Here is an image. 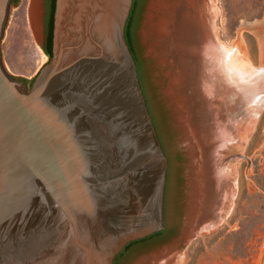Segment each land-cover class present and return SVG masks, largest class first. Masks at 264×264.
<instances>
[{
	"label": "water",
	"instance_id": "1",
	"mask_svg": "<svg viewBox=\"0 0 264 264\" xmlns=\"http://www.w3.org/2000/svg\"><path fill=\"white\" fill-rule=\"evenodd\" d=\"M133 1L56 0L53 56L29 86L4 64L0 0V264H114L167 226L169 157L126 38Z\"/></svg>",
	"mask_w": 264,
	"mask_h": 264
},
{
	"label": "rangeland",
	"instance_id": "2",
	"mask_svg": "<svg viewBox=\"0 0 264 264\" xmlns=\"http://www.w3.org/2000/svg\"><path fill=\"white\" fill-rule=\"evenodd\" d=\"M151 2L140 0L135 47L142 86L169 157L168 231L160 236L167 240L165 244L137 254L133 264L164 248L172 250L167 259L169 264H264V105L260 106L264 91L260 96L249 92L239 101L221 100L218 107L205 94L200 99L202 87L196 54L188 55L181 70L172 58L175 53L168 54L169 46H162L146 35L150 15L159 19L163 13L153 10ZM36 4L40 5L43 16L42 0L12 2L1 42L3 61L9 72L27 80H32L48 60L42 43L43 19L42 36L37 38L33 30L32 10ZM215 5L216 29L221 40L236 50L242 47L253 67H264V0H215ZM177 73L183 75L189 122L197 129L204 153L213 152L216 165L218 157L222 158L220 151L231 148L224 161L219 160L220 187L208 189L203 223L195 227L188 225L195 170L191 143L184 137L175 103L168 92ZM219 118L224 122L222 125L228 122L232 134L209 136L211 128L218 130L219 123L215 122ZM241 121L246 133L231 140L233 128ZM198 133L202 135L200 138Z\"/></svg>",
	"mask_w": 264,
	"mask_h": 264
},
{
	"label": "bare ground",
	"instance_id": "3",
	"mask_svg": "<svg viewBox=\"0 0 264 264\" xmlns=\"http://www.w3.org/2000/svg\"><path fill=\"white\" fill-rule=\"evenodd\" d=\"M151 7L163 13L159 19H155L153 14L150 15V28L146 35L162 46H169L167 52L170 55L175 53L172 58L181 70L185 67L188 55L196 54L202 87L200 99H204L205 94L208 100L213 101L218 107L224 100L239 101L240 97L245 98L249 92L257 96L261 95L264 91V67L260 69L253 67L249 57L243 54L242 47L230 51L223 45L216 29L215 16L218 8L215 0H152ZM32 25L35 36L40 38L42 36V9L37 4L32 10ZM182 83L184 84L183 75L177 73L168 92L175 103V111L184 137L191 143L190 154L193 156L195 170L188 225L195 227L201 221L203 223L202 217L206 214L205 202L208 189L218 190L220 187L217 178L218 173L222 172L219 160L224 161V157L231 152V148L226 147L220 151L222 158L218 157L216 165L213 159L215 154L213 152H210V155L207 152L204 153L203 145L197 139V129L193 128L189 122ZM215 123H219V128L218 130L211 128L208 131L209 136L215 135L217 138L232 134L231 126L226 125L227 121L225 125H222L224 122L219 118ZM233 130L231 140L237 139L238 135H244L246 133L244 121L239 122ZM198 136L200 138L202 135L198 133ZM208 174L209 177H207ZM170 251H172L171 248H164L145 257L142 262L169 264L167 259L170 257ZM142 262L140 261L139 264Z\"/></svg>",
	"mask_w": 264,
	"mask_h": 264
},
{
	"label": "flooded vegetation",
	"instance_id": "4",
	"mask_svg": "<svg viewBox=\"0 0 264 264\" xmlns=\"http://www.w3.org/2000/svg\"><path fill=\"white\" fill-rule=\"evenodd\" d=\"M15 1L17 0H12V2H15ZM42 6H43L42 19H43V25H44V38H43L42 43L47 52L48 50H52V47H53V44L51 43V39H52L53 28H54V13H55V7H56V0H42ZM24 80L26 84L29 86H31V84L33 83V79L31 81L27 79H24ZM167 231L159 233L157 235L150 236V237H143V238L136 239L134 242H132L128 247H126L123 251H121L117 255V257L115 258L114 264H133L134 261L136 260L135 258L137 254L138 255L139 253L145 254L146 252H149L165 244L167 240H165L163 237H160V236L165 234Z\"/></svg>",
	"mask_w": 264,
	"mask_h": 264
},
{
	"label": "trees",
	"instance_id": "5",
	"mask_svg": "<svg viewBox=\"0 0 264 264\" xmlns=\"http://www.w3.org/2000/svg\"><path fill=\"white\" fill-rule=\"evenodd\" d=\"M139 7H140V0H134L133 1V6H132V9H131V13H130V16L128 18V22H127V26H126V38L128 40V43H129V45L131 47V50H132L134 56H135V59H136L137 65H138L139 76L141 78L140 62H139V59H138V56H137V53H136V47H135L136 31H137V17H138ZM51 43L53 44V35H52ZM47 53L50 56V58L53 56V51L52 50H48ZM35 77L33 78V81L35 80ZM167 230H168V227L166 226L164 229L159 230V231H157V232H155L153 234H150V235H148L146 237L157 235V234L165 232ZM134 241L135 240H133L132 242H134ZM132 242L127 244L126 247H128Z\"/></svg>",
	"mask_w": 264,
	"mask_h": 264
}]
</instances>
